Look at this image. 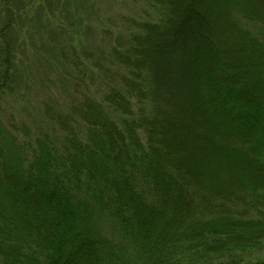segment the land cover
<instances>
[{
    "label": "trees",
    "instance_id": "1",
    "mask_svg": "<svg viewBox=\"0 0 264 264\" xmlns=\"http://www.w3.org/2000/svg\"><path fill=\"white\" fill-rule=\"evenodd\" d=\"M155 2L109 47L102 98L56 116L61 146L0 134V264H125L82 227L99 212L130 233V264H224L264 239V0Z\"/></svg>",
    "mask_w": 264,
    "mask_h": 264
},
{
    "label": "rangeland",
    "instance_id": "2",
    "mask_svg": "<svg viewBox=\"0 0 264 264\" xmlns=\"http://www.w3.org/2000/svg\"><path fill=\"white\" fill-rule=\"evenodd\" d=\"M160 9L155 0H0V30L4 27L15 39L9 63L13 77L7 79L10 86L4 90V81L0 85L1 136L10 135L30 151L43 140L61 146L64 132L56 116H71L84 93L102 98L116 75L105 61L109 47L118 37L140 31L143 21H158ZM122 45L126 46L125 41ZM73 118L76 129L83 131L84 122ZM141 135L145 144L147 135ZM98 214H86L82 227L92 237L106 239L103 242L116 257L112 260L130 264L135 250L130 233L116 218ZM217 260L224 264L264 260V239L258 248Z\"/></svg>",
    "mask_w": 264,
    "mask_h": 264
}]
</instances>
